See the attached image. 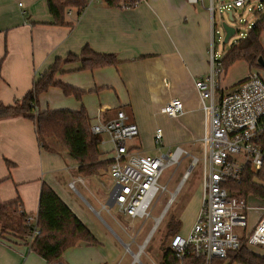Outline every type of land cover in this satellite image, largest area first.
Here are the masks:
<instances>
[{
	"label": "crops",
	"instance_id": "crops-1",
	"mask_svg": "<svg viewBox=\"0 0 264 264\" xmlns=\"http://www.w3.org/2000/svg\"><path fill=\"white\" fill-rule=\"evenodd\" d=\"M65 22L64 26L54 24L47 0H0V105L23 100L37 78L57 59L78 55L89 46L98 54L116 55L119 64L95 70H84L78 62L63 65L56 81L83 92L82 98L66 96L60 88L51 87L39 97V113L85 108L92 127L111 120L122 110L141 134L137 143L128 146L144 155L152 149L146 136L152 137L155 145L158 129L163 132L162 149L172 151L198 140L204 143L209 133V114L195 83L209 74L211 46L217 42L215 0H143L131 9L109 8L103 0H89L82 16L70 9ZM261 45L264 49V33ZM216 46V54L222 59L226 54L219 56ZM254 73L264 79L263 70L237 61L222 75L219 94L236 90ZM173 99L181 100L183 113L169 118L165 107ZM99 136L100 160L111 161L110 139L106 134ZM49 143L54 151L41 146L29 118L0 119V206L21 201L25 212L37 217L42 187L48 185L99 244L81 242L60 260L50 262L34 253L26 241L0 237V264H113L120 250L112 242L115 240L109 222L121 232L123 225L111 213L110 197L106 202L96 187L107 180L113 186L109 171L82 177L67 151L56 147L52 140ZM71 183H75V190L70 188ZM76 185L100 206L99 211L89 203L87 208L76 198L77 194L86 202ZM248 199L252 205L263 204ZM202 201L201 194L196 200L197 211ZM259 217L258 211L249 213L247 232L254 229ZM256 249L251 248L264 256V249Z\"/></svg>",
	"mask_w": 264,
	"mask_h": 264
},
{
	"label": "built area",
	"instance_id": "built-area-1",
	"mask_svg": "<svg viewBox=\"0 0 264 264\" xmlns=\"http://www.w3.org/2000/svg\"><path fill=\"white\" fill-rule=\"evenodd\" d=\"M247 5L246 0H235L233 4L236 8H245ZM256 9L258 12L264 11L262 0L257 8L247 7L249 12H256ZM210 10L215 13L213 7ZM215 34L218 35L219 32L215 31ZM221 39L218 38L219 41ZM216 43L213 42L211 46L209 74L195 83L209 114V133L203 140L205 169L202 179V207L190 234L187 237L177 234L170 241V248L179 260L191 250L196 257L203 258L205 264L227 260L229 251L240 248L244 236L249 248L264 247V200L252 195L251 198L263 202L262 205H252L249 199L235 196L230 186L231 183L242 182L248 164L256 171L262 170L264 166V79L257 73L250 74L236 90L219 94V82L225 70L222 59L215 51ZM182 113L183 104L179 99L171 100L165 107V114L169 118H176ZM91 132L94 135H108L113 146L109 170L113 182L110 195L114 199L113 207L132 219L152 218L149 210L153 201L158 193L167 191L166 187L160 186L159 180L167 168L180 165L182 158L188 155L186 150L177 146L167 153L150 156L130 149L128 143L140 136V130L122 110L117 111L111 120L93 125ZM162 142L163 132L158 129L155 133V146L159 152H162ZM199 162L194 157L193 167ZM189 174L190 172L186 173L183 179H187ZM261 186L264 190V182ZM70 188L75 190V183H71ZM174 196L172 194L170 202ZM165 211L155 219L151 234L139 247L138 253L131 249L135 239L127 246V252L134 257L133 263L140 262V256L150 236L160 226ZM251 211H258L260 217L254 229L247 232ZM36 223L37 218L29 215L27 224L35 228L28 242H32L40 234ZM238 230L245 231L246 234L239 233Z\"/></svg>",
	"mask_w": 264,
	"mask_h": 264
},
{
	"label": "trees",
	"instance_id": "trees-1",
	"mask_svg": "<svg viewBox=\"0 0 264 264\" xmlns=\"http://www.w3.org/2000/svg\"><path fill=\"white\" fill-rule=\"evenodd\" d=\"M109 8H134L143 0H103ZM264 5V0H262ZM49 12L57 26L66 25L65 16L70 9H76L78 16H82L89 5V0H47ZM264 33V11L256 13V21L246 36L236 41L222 58L224 70H228L237 61H246L252 69L264 67L259 59L264 60V49L261 45V36ZM81 63L84 70H95L103 67L117 66L119 61L114 54H98L89 46L81 53L70 54L65 59H57L55 63L34 83L33 89L21 101L10 106L0 105V119L25 117L31 119L36 128L38 140L42 147L54 151L50 140L63 147L69 157L77 163L78 173L82 177L98 175L110 170L111 161H101L99 135L91 132V119L85 108L79 111L59 110L39 113L37 111L39 97L51 87L60 88L66 96H75L81 99L83 92L75 90L56 81L63 65ZM264 148V137L262 138ZM264 166L256 171L248 164L240 184L231 183L234 195L248 199L254 195L264 200ZM29 214L23 208L21 201H15L0 206V237L12 236L26 241L31 250L47 261L55 262L63 254L81 242L98 245L97 239L85 224L76 216L71 208L48 185H43L37 223L40 234L32 242H28L35 226L27 224ZM181 223L171 219L167 223L168 237L163 244V257L160 264H205L203 258L196 257L189 250L182 260L175 256L170 248L171 239L179 234ZM264 264V256L259 255L247 246L246 237H242V244L238 250L229 251L227 260H215L213 264Z\"/></svg>",
	"mask_w": 264,
	"mask_h": 264
},
{
	"label": "rangeland",
	"instance_id": "rangeland-1",
	"mask_svg": "<svg viewBox=\"0 0 264 264\" xmlns=\"http://www.w3.org/2000/svg\"><path fill=\"white\" fill-rule=\"evenodd\" d=\"M261 0H246L248 5L245 8H236L233 6L235 0H215V9H216V27L219 34L217 35V51L219 56L225 55L231 48V46L243 38L245 34L252 28V24L256 21V13L258 12H249L247 10L248 6L257 8ZM228 6H231L228 8ZM229 11L233 14V20L229 18ZM226 22L230 26L236 29V34L233 36L230 41L226 44L224 43V30L223 23ZM222 38L220 41L218 38ZM211 56V54H210ZM264 77V75L262 74ZM141 138V134L138 138L130 141L129 146L137 143ZM146 143L152 147L151 151L146 153L149 155H161L162 153L169 152V148L162 149V152H159L154 147L153 138L146 136ZM55 142V141H54ZM56 147L59 149V146L56 142ZM188 155H185L180 165H176L170 168H167L160 180L159 184L162 187H166L167 191L160 192L153 201L152 206L150 207V213L152 218L143 220V219H132L125 215H122L117 207L111 208V213L115 218L123 225V232L119 230L114 223L109 222V226L112 231L111 236L115 241H112L113 244L120 250V255L113 264H160L163 257V244L167 241L168 230L167 223L171 219H175L181 223L180 234L184 237H187L192 228L197 223L201 209L197 211L196 209V200L201 196L203 198V186L202 179L205 169V144L202 140H198L190 145L183 146ZM196 157L200 162L193 167V158ZM187 179H183L186 173H189ZM100 189L101 193L106 197V202L108 201L111 192H112V183L109 180L104 185L96 186ZM78 192L85 198L86 202L83 201L76 194V198L83 202L87 207L86 203H89L95 211H99L101 208L96 203H93L91 198L87 196L86 193L80 188L79 185H76ZM69 192H72L69 190ZM73 193H75L73 191ZM72 194V193H70ZM172 194H175V197L172 202ZM105 202V203H106ZM88 208V207H87ZM166 210V211H165ZM165 211V216L156 229V231L150 236V239L145 247L144 252L140 256V262L133 263L134 257L127 252V246L132 243V239H135V243L132 244L131 249L134 253H138L139 247L145 243L148 236L151 234V231L155 225V219L160 217ZM121 216V217H120ZM239 233H242V230H238ZM119 235L122 241H120L115 234ZM172 240V239H171ZM116 242V243H115ZM256 251H261L264 248L257 247Z\"/></svg>",
	"mask_w": 264,
	"mask_h": 264
},
{
	"label": "water",
	"instance_id": "water-1",
	"mask_svg": "<svg viewBox=\"0 0 264 264\" xmlns=\"http://www.w3.org/2000/svg\"><path fill=\"white\" fill-rule=\"evenodd\" d=\"M222 1H224V0H222ZM228 13H229L230 20H233V14H232V12L229 11ZM223 30L225 32L224 43L227 44L230 41V39L233 36H235V34H236L237 31H236V29L234 27L230 26L226 22L223 23ZM259 64H260V66L264 67V60H263V58H260L259 59ZM113 205H114V199L112 197H110L109 202H108V206L110 208H112Z\"/></svg>",
	"mask_w": 264,
	"mask_h": 264
},
{
	"label": "bare ground",
	"instance_id": "bare-ground-1",
	"mask_svg": "<svg viewBox=\"0 0 264 264\" xmlns=\"http://www.w3.org/2000/svg\"><path fill=\"white\" fill-rule=\"evenodd\" d=\"M174 197H175V196H174ZM164 216H165V214H164ZM164 216H163V218H164ZM163 218H162L161 220H163ZM161 220H160V221H161Z\"/></svg>",
	"mask_w": 264,
	"mask_h": 264
}]
</instances>
